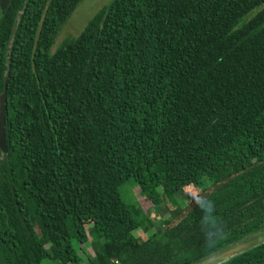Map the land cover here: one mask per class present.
Listing matches in <instances>:
<instances>
[{
	"label": "trees",
	"instance_id": "1",
	"mask_svg": "<svg viewBox=\"0 0 264 264\" xmlns=\"http://www.w3.org/2000/svg\"><path fill=\"white\" fill-rule=\"evenodd\" d=\"M80 1L0 14V264H194L263 231L264 0H110L51 52ZM189 193L224 221L212 249Z\"/></svg>",
	"mask_w": 264,
	"mask_h": 264
},
{
	"label": "rangeland",
	"instance_id": "2",
	"mask_svg": "<svg viewBox=\"0 0 264 264\" xmlns=\"http://www.w3.org/2000/svg\"><path fill=\"white\" fill-rule=\"evenodd\" d=\"M109 2L110 0H81L57 31L53 39L51 52L67 39L78 36L91 17ZM119 195L124 202H130L132 200L137 201L144 213L148 215L154 227L157 226L163 218L167 217L162 209H152L148 202L141 201L139 198V190L130 183H125L119 188ZM184 202L185 200L183 199L181 205H183ZM141 234L142 232L138 229L133 233V236H140ZM143 235L146 236V234ZM84 249L90 252L88 244H85ZM78 254L82 257L80 252H78Z\"/></svg>",
	"mask_w": 264,
	"mask_h": 264
},
{
	"label": "water",
	"instance_id": "3",
	"mask_svg": "<svg viewBox=\"0 0 264 264\" xmlns=\"http://www.w3.org/2000/svg\"><path fill=\"white\" fill-rule=\"evenodd\" d=\"M9 0H0V14L7 6ZM15 26L13 25L12 30ZM5 87L6 80L3 79V92L0 95V151L4 152V111H5ZM264 244V230L255 233L247 238L239 240L194 264H222L250 249Z\"/></svg>",
	"mask_w": 264,
	"mask_h": 264
},
{
	"label": "clouds",
	"instance_id": "4",
	"mask_svg": "<svg viewBox=\"0 0 264 264\" xmlns=\"http://www.w3.org/2000/svg\"><path fill=\"white\" fill-rule=\"evenodd\" d=\"M189 197L190 199L185 202L190 206L194 203L200 210L199 230L206 246L212 249L219 240L225 238L224 221L216 214V204L212 199L204 196L202 193H189Z\"/></svg>",
	"mask_w": 264,
	"mask_h": 264
}]
</instances>
